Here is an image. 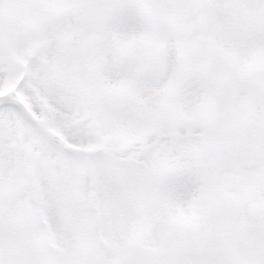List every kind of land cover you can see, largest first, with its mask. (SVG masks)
<instances>
[{"label": "snow or ice", "instance_id": "snow-or-ice-1", "mask_svg": "<svg viewBox=\"0 0 264 264\" xmlns=\"http://www.w3.org/2000/svg\"><path fill=\"white\" fill-rule=\"evenodd\" d=\"M0 264H264V0H0Z\"/></svg>", "mask_w": 264, "mask_h": 264}]
</instances>
